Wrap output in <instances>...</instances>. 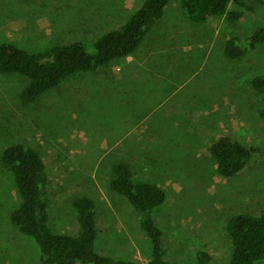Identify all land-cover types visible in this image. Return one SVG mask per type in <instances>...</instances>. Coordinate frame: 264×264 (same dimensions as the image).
<instances>
[{
    "label": "rangeland",
    "instance_id": "obj_1",
    "mask_svg": "<svg viewBox=\"0 0 264 264\" xmlns=\"http://www.w3.org/2000/svg\"><path fill=\"white\" fill-rule=\"evenodd\" d=\"M145 1L0 0V44L42 52L93 42L120 29ZM181 1H172L135 55L105 72L75 76L39 102L24 106L19 93L26 81L0 75V264H33L40 257L34 239L10 220L21 199L1 152L17 143L35 148L47 165L52 230L76 234L72 203L89 197L101 228L96 252L113 259H151L137 212L109 188L120 161L136 183H155L167 194L154 218L169 260L193 264L205 250L226 264L228 221L264 214V158L228 179L209 151L224 136L264 148V96L251 90L253 78L264 75V46L240 60L224 55L228 39L264 27V13H247L236 25L225 17L195 24Z\"/></svg>",
    "mask_w": 264,
    "mask_h": 264
},
{
    "label": "trees",
    "instance_id": "obj_2",
    "mask_svg": "<svg viewBox=\"0 0 264 264\" xmlns=\"http://www.w3.org/2000/svg\"><path fill=\"white\" fill-rule=\"evenodd\" d=\"M173 0H146L120 28L109 31L93 42L56 44L45 51L32 52L13 43L0 44V75L20 77L26 84L20 91L24 106L39 102L47 93L58 90L79 75L105 72L108 66L135 55L153 27L163 19ZM186 18L203 24L211 18L225 17L236 25L245 15L264 13V0H182ZM264 46V27L246 37H233L224 43V55L240 60ZM251 90L264 96V75L251 81ZM264 123V109L259 113ZM219 175L234 178L257 158H264L262 146L248 147L230 137H219L209 148ZM1 162L13 176L21 204L10 220L17 231L34 239L40 250L33 264H143L113 259L96 252L101 234L95 201L80 197L73 201L78 231L74 235L57 234L50 227L51 194L47 165L41 154L26 144H12L1 152ZM109 188L124 197L137 212V224L150 245L151 259L146 264H186L167 258L164 231L155 221L156 210L167 201V194L155 183H136L130 166L117 162L112 166ZM232 249L226 264H264V214H239L227 223ZM193 264H219L200 250Z\"/></svg>",
    "mask_w": 264,
    "mask_h": 264
}]
</instances>
